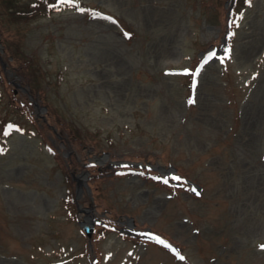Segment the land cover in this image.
Returning a JSON list of instances; mask_svg holds the SVG:
<instances>
[{
  "label": "rangeland",
  "instance_id": "374dc122",
  "mask_svg": "<svg viewBox=\"0 0 264 264\" xmlns=\"http://www.w3.org/2000/svg\"><path fill=\"white\" fill-rule=\"evenodd\" d=\"M0 149V264H264V0H0Z\"/></svg>",
  "mask_w": 264,
  "mask_h": 264
},
{
  "label": "snow or ice",
  "instance_id": "6c2138e0",
  "mask_svg": "<svg viewBox=\"0 0 264 264\" xmlns=\"http://www.w3.org/2000/svg\"><path fill=\"white\" fill-rule=\"evenodd\" d=\"M247 2L250 4V3H251V0H247ZM59 3H60V4H65V3H67V4H70V5H71V4H74V0H59ZM53 7H55V5H54ZM80 11H84V9H80ZM106 19L111 20L112 18H111V17H106ZM113 22H115V21H113ZM125 35H126V36H130L129 33H125ZM215 55H216L215 52H211V53H209V59H211V58L214 57ZM205 62H207V61H205ZM189 103H194V101H189ZM0 151H2V149H0ZM176 179H180V178H179V177H176ZM164 182L167 183V180H165ZM197 194H199V193H197ZM156 239H157V242H158V243L165 244V242H164L163 240H160L158 237H157ZM165 246H166V247H171V245H168V244H165ZM261 248L264 249V245H262ZM180 259H184V257H180Z\"/></svg>",
  "mask_w": 264,
  "mask_h": 264
},
{
  "label": "water",
  "instance_id": "95a60500",
  "mask_svg": "<svg viewBox=\"0 0 264 264\" xmlns=\"http://www.w3.org/2000/svg\"><path fill=\"white\" fill-rule=\"evenodd\" d=\"M130 221H131V224H132V218L130 219ZM80 223L83 226V228L85 229L87 235L89 237H91L92 236V232H93V221H90V223H87L86 220H83Z\"/></svg>",
  "mask_w": 264,
  "mask_h": 264
},
{
  "label": "trees",
  "instance_id": "16d2710c",
  "mask_svg": "<svg viewBox=\"0 0 264 264\" xmlns=\"http://www.w3.org/2000/svg\"><path fill=\"white\" fill-rule=\"evenodd\" d=\"M97 7H100L99 5H97ZM9 8L10 9H13V7L12 6H9ZM14 12V11H13ZM233 18V17H232ZM234 23H235V20H234V18H233V20L230 22V26H234ZM230 28V27H229ZM229 28H228V30H229ZM123 33L125 34V32H124V30H123ZM166 72H169V73H176L177 71H170V70H166ZM190 72H191V70H190ZM189 72V73H190ZM183 74H186V73H183Z\"/></svg>",
  "mask_w": 264,
  "mask_h": 264
}]
</instances>
